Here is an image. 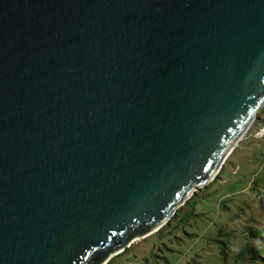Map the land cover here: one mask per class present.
Masks as SVG:
<instances>
[{"label": "water", "instance_id": "1", "mask_svg": "<svg viewBox=\"0 0 264 264\" xmlns=\"http://www.w3.org/2000/svg\"><path fill=\"white\" fill-rule=\"evenodd\" d=\"M263 105L264 0H0V264H106Z\"/></svg>", "mask_w": 264, "mask_h": 264}, {"label": "rangeland", "instance_id": "2", "mask_svg": "<svg viewBox=\"0 0 264 264\" xmlns=\"http://www.w3.org/2000/svg\"><path fill=\"white\" fill-rule=\"evenodd\" d=\"M263 168L264 105L257 112L245 134L228 154L217 175L188 197L190 199L198 193L195 196L197 200L195 211L203 214L189 217L184 225L178 217L174 222L177 225L175 229L167 226L163 231L157 233L167 224L165 223L148 235L136 236L129 244L131 247L115 257L110 264H169L170 262L187 264L188 261L193 260L208 261L218 258L220 249L215 241L205 236L209 233L207 229L211 226L213 231L225 220L223 216L224 206L221 205L222 200L229 195L245 196L243 191L246 185L254 177H257L264 170ZM246 197L247 201L239 202L244 207L243 215L248 217L250 214H254L258 217L261 210L259 209V198L255 191H250ZM228 203L232 204L233 201L228 200ZM183 210L185 208L182 207ZM241 210L239 209V212ZM239 220L241 219L229 220L223 224V227L229 229L235 223H239ZM189 232L198 235L190 236ZM213 236L221 237L215 234Z\"/></svg>", "mask_w": 264, "mask_h": 264}, {"label": "trees", "instance_id": "3", "mask_svg": "<svg viewBox=\"0 0 264 264\" xmlns=\"http://www.w3.org/2000/svg\"><path fill=\"white\" fill-rule=\"evenodd\" d=\"M250 191H255V194L259 198V209L261 211H259L260 213L258 217H256L254 214H250L248 217H245L243 215L244 207H242V205L239 203L240 201L248 200L246 196L250 194ZM243 193H245L246 195L242 197L229 195L222 200L221 205L224 206L223 216L225 220H223V222L219 224V227H216L213 231L211 230L212 228L210 226L207 229L209 233L205 234L207 238H211L217 243V247L220 249V255L218 256V258L210 259L208 261L193 260L188 261L187 264H264V255H261L256 251L254 245L250 240V238L260 237L261 241L264 242V170H262V172L257 177H254L253 180L249 181V184L246 185ZM197 194L198 193L194 194L192 198L188 199L186 203L180 206L177 209L176 213L167 222V224L159 231L157 230L158 232H156L160 233L167 226L172 227V229L177 228V225L174 224V222L176 219H178V217H180V221L182 225H184L186 224V221L189 219V217L203 214L195 211V203L197 201L195 199V196ZM228 200L233 201V203H228ZM182 207L185 208V210L182 211ZM239 209H242V213L239 212ZM236 218L241 219L239 220V223H235L229 229H225L223 227V224H226L227 222H229V220L233 221ZM188 234L190 236L198 235L192 232H189ZM214 234L221 237H214ZM241 239L247 241V245L243 247L240 252L232 253L231 247ZM130 247L131 245L115 254L106 264H110V262L115 257L124 253ZM169 264L173 263L170 262Z\"/></svg>", "mask_w": 264, "mask_h": 264}, {"label": "clouds", "instance_id": "4", "mask_svg": "<svg viewBox=\"0 0 264 264\" xmlns=\"http://www.w3.org/2000/svg\"><path fill=\"white\" fill-rule=\"evenodd\" d=\"M252 244L254 245L256 251L261 255H264V242L261 241L260 237L250 238ZM247 245V241L241 239L235 245L231 247L232 253H238L243 247Z\"/></svg>", "mask_w": 264, "mask_h": 264}, {"label": "bare ground", "instance_id": "5", "mask_svg": "<svg viewBox=\"0 0 264 264\" xmlns=\"http://www.w3.org/2000/svg\"><path fill=\"white\" fill-rule=\"evenodd\" d=\"M246 131L243 132V134L239 137L238 141L240 140V138L245 134ZM237 141V142H238ZM232 150V149H231Z\"/></svg>", "mask_w": 264, "mask_h": 264}]
</instances>
